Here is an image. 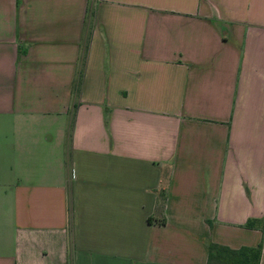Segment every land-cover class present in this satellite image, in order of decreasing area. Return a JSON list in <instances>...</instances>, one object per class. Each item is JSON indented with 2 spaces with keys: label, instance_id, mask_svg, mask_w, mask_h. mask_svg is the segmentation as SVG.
<instances>
[{
  "label": "crops",
  "instance_id": "0c3cea01",
  "mask_svg": "<svg viewBox=\"0 0 264 264\" xmlns=\"http://www.w3.org/2000/svg\"><path fill=\"white\" fill-rule=\"evenodd\" d=\"M209 245L264 264V0H0V264Z\"/></svg>",
  "mask_w": 264,
  "mask_h": 264
},
{
  "label": "trees",
  "instance_id": "16d2710c",
  "mask_svg": "<svg viewBox=\"0 0 264 264\" xmlns=\"http://www.w3.org/2000/svg\"><path fill=\"white\" fill-rule=\"evenodd\" d=\"M247 226L251 227L250 222L247 223ZM216 250L228 251L231 254V264H259L262 246L259 245L256 248H242L238 251H230L227 248L217 245H209L208 253L210 258L212 256V251Z\"/></svg>",
  "mask_w": 264,
  "mask_h": 264
}]
</instances>
